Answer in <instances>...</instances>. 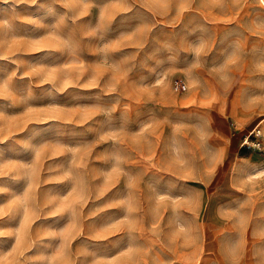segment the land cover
<instances>
[{
    "label": "rangeland",
    "instance_id": "rangeland-1",
    "mask_svg": "<svg viewBox=\"0 0 264 264\" xmlns=\"http://www.w3.org/2000/svg\"><path fill=\"white\" fill-rule=\"evenodd\" d=\"M0 264H264V0H0Z\"/></svg>",
    "mask_w": 264,
    "mask_h": 264
},
{
    "label": "built area",
    "instance_id": "built-area-1",
    "mask_svg": "<svg viewBox=\"0 0 264 264\" xmlns=\"http://www.w3.org/2000/svg\"><path fill=\"white\" fill-rule=\"evenodd\" d=\"M261 135H262L261 128H259V126L254 127L246 135L243 145L247 146L248 148H251V147L260 148L262 145L261 138H260Z\"/></svg>",
    "mask_w": 264,
    "mask_h": 264
}]
</instances>
